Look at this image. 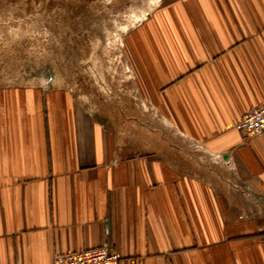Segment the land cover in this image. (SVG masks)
Segmentation results:
<instances>
[{"label":"crops","instance_id":"0c3cea01","mask_svg":"<svg viewBox=\"0 0 264 264\" xmlns=\"http://www.w3.org/2000/svg\"><path fill=\"white\" fill-rule=\"evenodd\" d=\"M156 5L124 36L138 122L0 86V264L104 244L119 264H264V131L235 127L264 103V0Z\"/></svg>","mask_w":264,"mask_h":264},{"label":"rangeland","instance_id":"374dc122","mask_svg":"<svg viewBox=\"0 0 264 264\" xmlns=\"http://www.w3.org/2000/svg\"><path fill=\"white\" fill-rule=\"evenodd\" d=\"M158 2L0 0V86H67L95 111L111 110L119 120L131 112L138 122L140 98L124 36ZM147 124L154 142L157 124ZM131 125L139 137V124Z\"/></svg>","mask_w":264,"mask_h":264},{"label":"built area","instance_id":"2783aa9c","mask_svg":"<svg viewBox=\"0 0 264 264\" xmlns=\"http://www.w3.org/2000/svg\"><path fill=\"white\" fill-rule=\"evenodd\" d=\"M235 127L248 139L264 131V103L248 109ZM118 253L107 245L55 254L52 264H119Z\"/></svg>","mask_w":264,"mask_h":264}]
</instances>
